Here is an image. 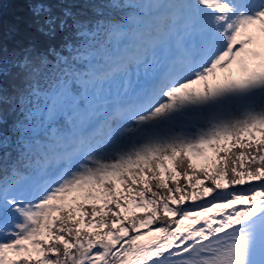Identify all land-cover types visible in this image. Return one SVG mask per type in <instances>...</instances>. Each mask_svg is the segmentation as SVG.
<instances>
[{
  "label": "snow or ice",
  "instance_id": "6c2138e0",
  "mask_svg": "<svg viewBox=\"0 0 264 264\" xmlns=\"http://www.w3.org/2000/svg\"><path fill=\"white\" fill-rule=\"evenodd\" d=\"M30 11L0 40V264H264V0Z\"/></svg>",
  "mask_w": 264,
  "mask_h": 264
},
{
  "label": "trees",
  "instance_id": "16d2710c",
  "mask_svg": "<svg viewBox=\"0 0 264 264\" xmlns=\"http://www.w3.org/2000/svg\"><path fill=\"white\" fill-rule=\"evenodd\" d=\"M35 2L36 0H0V40H2L9 53L27 43L33 34L27 28V25L32 19L30 7ZM198 163L202 162L198 161ZM26 164H28V161L15 165L19 175L14 179L23 181L31 177L37 179L40 176L39 166L34 161L31 166L26 167ZM208 199H211V197ZM196 203H203V201H197Z\"/></svg>",
  "mask_w": 264,
  "mask_h": 264
},
{
  "label": "rangeland",
  "instance_id": "374dc122",
  "mask_svg": "<svg viewBox=\"0 0 264 264\" xmlns=\"http://www.w3.org/2000/svg\"><path fill=\"white\" fill-rule=\"evenodd\" d=\"M260 51L262 53H264V49H260ZM233 73H234V78H236V79L240 78V73H239V70H238V68L236 66H234V68H233ZM149 80H150V77H144L143 75L141 76V81L142 82H144V81L146 82V81H149ZM185 223L187 224V221Z\"/></svg>",
  "mask_w": 264,
  "mask_h": 264
},
{
  "label": "bare ground",
  "instance_id": "6f19581e",
  "mask_svg": "<svg viewBox=\"0 0 264 264\" xmlns=\"http://www.w3.org/2000/svg\"><path fill=\"white\" fill-rule=\"evenodd\" d=\"M223 81H215V83H222ZM187 223H190V221H187Z\"/></svg>",
  "mask_w": 264,
  "mask_h": 264
}]
</instances>
